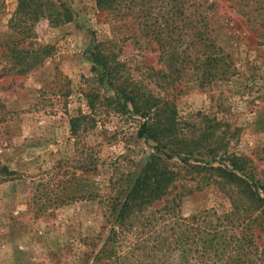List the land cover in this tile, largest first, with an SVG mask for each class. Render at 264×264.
I'll return each instance as SVG.
<instances>
[{
    "label": "rangeland",
    "instance_id": "rangeland-1",
    "mask_svg": "<svg viewBox=\"0 0 264 264\" xmlns=\"http://www.w3.org/2000/svg\"><path fill=\"white\" fill-rule=\"evenodd\" d=\"M62 2L72 9L74 20L54 26L41 19L25 42L9 27L18 0H4L0 10V44L20 42V48L46 54L25 75H3L6 61L0 67V164L15 172L12 180L0 181V264H97L94 258L109 234L103 202L115 166L130 172L133 180L155 146L138 138L142 119L130 113V106L126 112L104 99L119 88L154 98L174 112L189 144L195 141L205 150L213 142L222 149L217 162L245 156L247 168L253 164L264 183V0H186L187 23L205 17L203 31L225 58L218 78L205 87L192 75L176 83L165 77L169 71L160 46L143 34L138 15L103 11L97 0ZM171 2L157 8L161 21L168 18ZM95 51L107 56L112 67L104 82L92 70ZM193 51L190 47L188 53ZM74 118H82L77 134L72 131ZM213 133L216 137L208 135ZM202 156L192 160L217 164ZM201 181L186 173L170 196L181 194L182 199L171 206L182 220L196 216L218 224V217L232 211L233 201ZM198 184L200 191L187 194ZM63 196L73 200L59 204ZM241 202L242 208L250 205ZM245 215L241 211L237 220ZM259 215L249 214L253 220ZM258 220L240 255L244 264H264V219ZM220 226L233 228L228 221ZM136 240L133 231L124 243Z\"/></svg>",
    "mask_w": 264,
    "mask_h": 264
},
{
    "label": "trees",
    "instance_id": "trees-1",
    "mask_svg": "<svg viewBox=\"0 0 264 264\" xmlns=\"http://www.w3.org/2000/svg\"><path fill=\"white\" fill-rule=\"evenodd\" d=\"M164 2L166 0H97V6L103 11H117L123 17L138 15L143 34L153 37L160 46L161 58L169 71L164 74L165 77L176 83L192 75L205 87L218 78L225 64L223 51L203 31V28L207 29L205 17L187 23L186 0H169L171 7L167 12L168 18L161 21V11L157 8L163 6ZM4 5V0H0V10ZM41 19H48L50 24L59 26L72 22L74 13L62 0H18V7L9 21V27L25 42L32 38L34 26ZM19 45L20 42L0 44V67L6 61L3 75H25L46 55L42 49H24ZM190 47L194 48L192 53H188ZM91 55L92 70L97 76H101V82L106 81L107 77L111 78L109 58L98 51ZM109 85L115 87L113 80ZM104 99L126 112L130 106V113L142 119L138 138L151 141L155 146L149 160L134 175L133 180L128 178L130 172L115 166L110 180V193L103 202L107 208L104 217L109 234L94 258L95 263L191 264L195 260L194 263L197 264H244L240 255L254 233L251 232V225L258 219H264V183L257 177L254 165L249 170L245 162L248 158L226 156L227 154L223 155L227 158L226 164L221 160L217 162L222 149L214 148L213 142H209L205 150L204 147L196 146L195 141L189 144L179 129L175 113L164 110L154 98L141 96L124 87L117 89L113 97ZM94 102L90 100V106L93 107ZM81 120L82 118L72 119L74 134H77ZM208 135L216 137L214 133ZM196 155L212 158L217 164L192 160ZM93 163L92 167L96 169L99 158ZM186 173L200 177L202 184L217 187L233 201L232 211L224 214V218L218 217V224L206 218L197 219L196 216L186 221L176 214V209L171 204L176 207L175 203L182 196L176 194L171 199L170 196L179 188L178 182L184 179ZM14 175L15 172L9 167L0 164L1 182L12 180ZM195 188L189 189L187 194L200 191V184ZM97 198L100 202L103 199L102 196ZM59 199H62L59 204L73 200L69 196ZM243 200L250 205L242 208ZM161 202L165 203L164 208L155 210L153 207ZM241 211L248 215L237 220ZM255 212L260 215L253 220L249 214L252 216ZM226 221L233 228H221L220 225ZM133 231H136L138 240L126 245L124 242L128 241V236ZM124 244L126 246L122 250ZM136 257L135 262L133 259Z\"/></svg>",
    "mask_w": 264,
    "mask_h": 264
}]
</instances>
